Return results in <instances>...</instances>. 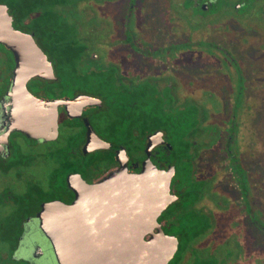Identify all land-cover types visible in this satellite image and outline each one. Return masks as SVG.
<instances>
[{
    "label": "flooded vegetation",
    "instance_id": "obj_1",
    "mask_svg": "<svg viewBox=\"0 0 264 264\" xmlns=\"http://www.w3.org/2000/svg\"><path fill=\"white\" fill-rule=\"evenodd\" d=\"M259 34L264 0H0V264H60L45 207L144 187L141 264H264Z\"/></svg>",
    "mask_w": 264,
    "mask_h": 264
},
{
    "label": "water",
    "instance_id": "obj_2",
    "mask_svg": "<svg viewBox=\"0 0 264 264\" xmlns=\"http://www.w3.org/2000/svg\"><path fill=\"white\" fill-rule=\"evenodd\" d=\"M148 177L154 175L144 172L143 180ZM166 194L146 192V187L144 192H81L70 205L45 207L40 216L41 227L60 264H98L100 259L107 263V257H100L95 249L102 243L90 238L92 231H104L110 225L112 231L122 229V237H127V242L122 243V257L112 258L111 264H119L120 259L124 264H141L152 252L142 242V236L154 226L156 216L166 204ZM93 222L96 224L92 225ZM115 236L120 238V234ZM159 236H163L161 230ZM117 245L120 247L121 243Z\"/></svg>",
    "mask_w": 264,
    "mask_h": 264
},
{
    "label": "rangeland",
    "instance_id": "obj_3",
    "mask_svg": "<svg viewBox=\"0 0 264 264\" xmlns=\"http://www.w3.org/2000/svg\"><path fill=\"white\" fill-rule=\"evenodd\" d=\"M262 40H264V35L259 34L256 37L251 38L250 42L248 43H251L253 45V48H252L253 50L252 49L250 50L255 52V55L257 58L261 57V62L264 64V49L260 45L261 43H263L261 42ZM261 108L264 112V103L261 105Z\"/></svg>",
    "mask_w": 264,
    "mask_h": 264
},
{
    "label": "bare ground",
    "instance_id": "obj_4",
    "mask_svg": "<svg viewBox=\"0 0 264 264\" xmlns=\"http://www.w3.org/2000/svg\"><path fill=\"white\" fill-rule=\"evenodd\" d=\"M152 175H154V177H152V178H153V180H154V182H155V181H156V178H155L156 176H155V174H153V173H152Z\"/></svg>",
    "mask_w": 264,
    "mask_h": 264
}]
</instances>
